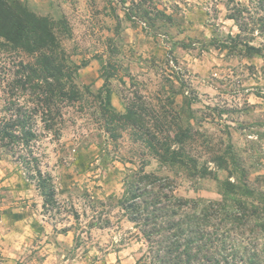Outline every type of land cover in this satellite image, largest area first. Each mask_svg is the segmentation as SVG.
Masks as SVG:
<instances>
[{
	"label": "clouds",
	"instance_id": "1",
	"mask_svg": "<svg viewBox=\"0 0 264 264\" xmlns=\"http://www.w3.org/2000/svg\"><path fill=\"white\" fill-rule=\"evenodd\" d=\"M0 7V264H264V0Z\"/></svg>",
	"mask_w": 264,
	"mask_h": 264
},
{
	"label": "trees",
	"instance_id": "2",
	"mask_svg": "<svg viewBox=\"0 0 264 264\" xmlns=\"http://www.w3.org/2000/svg\"><path fill=\"white\" fill-rule=\"evenodd\" d=\"M0 15L7 17L9 15V13L4 11L3 8L0 7Z\"/></svg>",
	"mask_w": 264,
	"mask_h": 264
}]
</instances>
